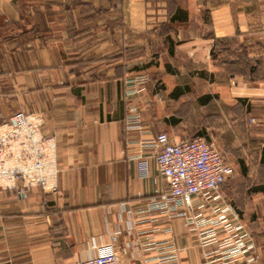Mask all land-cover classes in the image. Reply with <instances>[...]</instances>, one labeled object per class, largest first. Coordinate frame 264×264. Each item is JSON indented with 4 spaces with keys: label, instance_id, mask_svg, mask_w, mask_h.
<instances>
[{
    "label": "crops",
    "instance_id": "obj_1",
    "mask_svg": "<svg viewBox=\"0 0 264 264\" xmlns=\"http://www.w3.org/2000/svg\"><path fill=\"white\" fill-rule=\"evenodd\" d=\"M17 110L44 116L58 193L0 190V264H72L108 243L119 264H202L225 207L264 264V0H0V119ZM160 132L220 142L234 169L185 215L156 206Z\"/></svg>",
    "mask_w": 264,
    "mask_h": 264
},
{
    "label": "built area",
    "instance_id": "obj_2",
    "mask_svg": "<svg viewBox=\"0 0 264 264\" xmlns=\"http://www.w3.org/2000/svg\"><path fill=\"white\" fill-rule=\"evenodd\" d=\"M130 81L133 91L140 92L144 90L148 76L140 74ZM137 120V116L128 117L127 128H137V125L130 124ZM248 121L254 122L255 119L249 118ZM44 123V116L39 111L17 110L0 119V190L25 192L38 188L44 194L58 193L57 144L53 136L43 133ZM153 142L157 170L166 182L165 193L156 201V206L173 209L178 215H185L183 208H192L195 197H215V192L234 172L222 151L202 135L173 138L160 132ZM138 172L141 176L147 175L146 159L139 158ZM226 211V207L222 208L213 220L214 226H222L226 236L216 251L205 252L202 264L240 260L249 264L257 259V255L251 253L254 244L243 232L242 223L227 217ZM187 223L190 230L197 229V222L189 216ZM200 236L216 241L213 229ZM72 264L119 263L114 245L108 243L98 246L95 254Z\"/></svg>",
    "mask_w": 264,
    "mask_h": 264
},
{
    "label": "rangeland",
    "instance_id": "obj_3",
    "mask_svg": "<svg viewBox=\"0 0 264 264\" xmlns=\"http://www.w3.org/2000/svg\"><path fill=\"white\" fill-rule=\"evenodd\" d=\"M192 124H194V123H192ZM196 124H197V122H196ZM198 125V124H197ZM195 126V125H194ZM198 128V127H197ZM194 135H197L196 133H191L189 136L191 137V136H194ZM208 140H210V141H212L214 144H215V146L219 149V150H221V144H220V142H217V141H214L213 139H211V138H208V137H206ZM239 158H241V160L243 161V164H244V167H245V172H247L248 171V164H247V158H246V156H243L242 155V157L240 156Z\"/></svg>",
    "mask_w": 264,
    "mask_h": 264
},
{
    "label": "trees",
    "instance_id": "obj_4",
    "mask_svg": "<svg viewBox=\"0 0 264 264\" xmlns=\"http://www.w3.org/2000/svg\"><path fill=\"white\" fill-rule=\"evenodd\" d=\"M197 135H202V134H197ZM202 136H204V135H202ZM205 138H206V136H204ZM208 140V139H207Z\"/></svg>",
    "mask_w": 264,
    "mask_h": 264
}]
</instances>
